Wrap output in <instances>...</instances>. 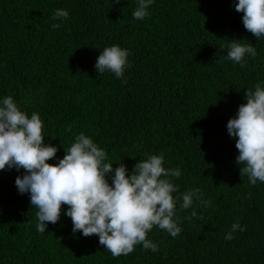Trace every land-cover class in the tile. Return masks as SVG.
<instances>
[{
    "label": "trees",
    "instance_id": "1",
    "mask_svg": "<svg viewBox=\"0 0 264 264\" xmlns=\"http://www.w3.org/2000/svg\"><path fill=\"white\" fill-rule=\"evenodd\" d=\"M236 2L155 0L151 15L137 21L136 0H0V97L13 95L29 115L40 113L45 143L58 148L48 163L83 132L129 174L147 154L163 153L164 166L182 173L173 195L200 188L210 201L195 207L197 217L177 206L176 238L149 232L156 253L137 245L113 257L97 235L73 233L63 214L37 232V209L15 185L24 170L5 168L0 264H264V183L251 186L240 175L227 131L247 89L264 80V37L245 29ZM65 8L69 19L54 21V11ZM232 39L257 48L243 68L224 59ZM113 44L131 52L122 79L95 69L100 51ZM237 220L246 230L225 240Z\"/></svg>",
    "mask_w": 264,
    "mask_h": 264
},
{
    "label": "clouds",
    "instance_id": "2",
    "mask_svg": "<svg viewBox=\"0 0 264 264\" xmlns=\"http://www.w3.org/2000/svg\"><path fill=\"white\" fill-rule=\"evenodd\" d=\"M119 4L121 0H113ZM155 0H136L132 12L134 20L143 21L151 15ZM242 12L245 29L256 37H264V0H238L234 4ZM68 9H56L52 19H69ZM59 28V23H53ZM226 46L225 60L245 67L248 58L255 59L257 48L251 43L232 39ZM129 49L118 44L106 46L96 60L99 74L112 73L122 79L125 69L131 67ZM246 103L238 107L235 117L227 122V131L235 139L239 151L236 163L240 175L246 176L251 186L264 183V80L247 89ZM44 121L40 113H26L13 95L0 97V170H24L15 185L19 194H29L31 206L37 209L35 228L46 232L48 223L56 224L63 214L71 219L72 232L84 237L97 235L99 244L113 257L127 256L137 245L156 253L159 244L148 238L158 228L176 238L182 232L179 210L209 206L200 188H191L174 196L178 191L173 179L182 175L180 168H166L163 153L147 154L129 174L126 165L107 162L105 149L83 132L77 134L63 158H56L58 148L45 143ZM109 179L111 183H109ZM68 206L62 213V206ZM190 217V218H191ZM239 220L231 225L224 236L232 240L234 233L244 232Z\"/></svg>",
    "mask_w": 264,
    "mask_h": 264
}]
</instances>
